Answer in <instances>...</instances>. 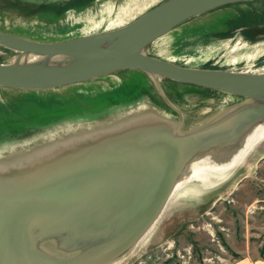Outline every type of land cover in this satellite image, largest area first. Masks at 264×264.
Here are the masks:
<instances>
[{
	"label": "water",
	"instance_id": "95a60500",
	"mask_svg": "<svg viewBox=\"0 0 264 264\" xmlns=\"http://www.w3.org/2000/svg\"><path fill=\"white\" fill-rule=\"evenodd\" d=\"M249 1L256 0H167L127 27L58 42L0 32V46L18 52L0 61L1 87L52 89L136 68L253 100L188 130L158 110H139L45 142L25 158L0 159V264H113L157 223L196 164H237L264 123V74L188 68L145 48L187 19Z\"/></svg>",
	"mask_w": 264,
	"mask_h": 264
},
{
	"label": "rangeland",
	"instance_id": "374dc122",
	"mask_svg": "<svg viewBox=\"0 0 264 264\" xmlns=\"http://www.w3.org/2000/svg\"><path fill=\"white\" fill-rule=\"evenodd\" d=\"M42 1L0 0V32L48 36L49 27L44 25L43 18L51 20L66 14L75 22L82 13L74 10L89 3H96L91 16L100 8L97 13L108 10L113 20L119 14L118 19L125 20L129 14H137L146 7L145 0H44L45 4ZM249 2L233 3L180 24L217 35L216 41L220 37L224 39L222 36L242 39L241 50L263 46L264 42L255 45L251 42L264 39V0ZM121 20L115 22L122 23ZM157 45L164 47L161 42ZM157 45L147 49L159 54ZM16 55L17 52L0 46V61L7 62ZM263 61L264 58H258L253 69ZM117 78L122 82L114 81ZM106 88L114 91L91 100L79 95L85 90L98 92ZM195 88L150 77L137 69H124L82 84L53 89L0 87V159L25 158L27 151L45 142L139 110H158L175 121L178 128L188 130L238 102L217 91ZM243 153L239 158L240 162L244 161L241 164L238 161L215 169L205 163L199 169V179L194 171L190 181L175 192L149 234L115 264H264V137L261 139L255 134ZM47 248L53 251L50 245Z\"/></svg>",
	"mask_w": 264,
	"mask_h": 264
},
{
	"label": "bare ground",
	"instance_id": "6f19581e",
	"mask_svg": "<svg viewBox=\"0 0 264 264\" xmlns=\"http://www.w3.org/2000/svg\"><path fill=\"white\" fill-rule=\"evenodd\" d=\"M101 1H106V0H101ZM116 1L121 2L122 0H120V1L116 0ZM166 1L167 0H145L144 6H146V7L145 8L142 7L143 10H141V12H139L137 14L136 13L129 14L125 18V20H121V18L118 19L121 14H119L118 17H116V20H113L112 19L113 17L112 18L110 17L111 15H109L108 10H105V9L103 11L101 9V12L97 13V11L100 8H98L96 10V12L94 13V15L91 16V14H93V12H91V11H95L94 9H95L96 3H89V4L85 5V7H83V8H79V9L74 10L77 13H82V15L80 16L78 21H75V22H72L71 19H68V16L66 14L64 16L62 15L60 18L51 19V20L43 18V21L46 22V23H44V25L46 27H49V29H47L49 32L48 36L31 37V36L25 35L21 32H19V33L13 32L12 34L20 36V37L36 40V41L58 42V41H64V40H74V39L83 38L86 36L100 34L103 32L104 33L112 32L114 30H118V29L129 26L130 24H132L133 22H135L136 20H138L142 16L146 15L151 10L155 9L160 4H162ZM45 2L46 1H44V4H45ZM232 5L233 4H227V5L218 7L216 9H213L209 12H206L204 14H201L199 16H196V17H200V16L206 15L210 12L216 11L220 8L232 6ZM196 17H192V18H196ZM192 18H190V19H192ZM190 19H187V20H190ZM119 20H121L123 22L122 23L115 22V21H119ZM187 20H185V21H187ZM36 22H38V21H36ZM114 23H117V24H114ZM49 24H55L56 27H51V26H49ZM93 25H95V27ZM96 25L100 26V27L96 28ZM205 31L200 30L199 28L198 29H191V28L189 29V28L182 26L181 24L176 25L175 27L171 28L168 32H165L164 34H162L158 38L154 39L153 42H151L145 48V51L147 50L148 54H151L152 56H156V57H159L163 60L172 62L176 65H182V66L188 67V68L226 70L228 72L234 73L237 76H246V75L260 76V75L264 74V69H263L264 68V61L261 62L259 64V66H257L255 69H253V64L255 63V61L258 60V58H260V59L264 58V45L258 46V47L257 46L251 47L249 50H241V48L239 49V45L243 44L242 39H236V38L234 39L231 36H222L224 39H222L220 37L221 40L216 41V40H214L215 39L214 37H216L217 35H213L211 33H206ZM160 42L164 45V47H162V46L160 47L157 45V43H160ZM249 42H251V41H249ZM258 42H264V39L259 40L257 42H251V44L255 45V44H258ZM155 44L157 45L155 48H157L159 51V54H162V55H159L156 52L153 53L151 50H148L150 47L154 46ZM1 47L5 48L7 50H12L13 52L15 51V50L10 49V48L5 47V46H1ZM15 52H17V51H15ZM17 55H18V52H17ZM66 59H67L66 56H62L59 58L58 61L68 63L67 62L68 60L65 62ZM3 62H5V61H3ZM201 65H205V66L207 65L208 67L202 68ZM215 67H218V68H215ZM221 67H224V68L226 67V68L221 69ZM237 68H242V69H237ZM132 69H136V68H129V70H132ZM137 70H139V69H137ZM140 71H142V70H140ZM142 72L148 74L145 71H142ZM115 73L116 72L111 73V74L113 75ZM111 74H107V75H111ZM104 76H106V75H104ZM149 76L153 77L151 75H149ZM166 79H168V78H166ZM168 80L175 82V83H178V84H181V82H178V81H174L171 79H168ZM114 81H116L117 83L119 81H120L119 83L122 82L121 78H117ZM82 83H84V82H82ZM188 85H190V84H188ZM191 87H196L198 90H204V88H206L208 90H213L212 88H207V87H203L200 85H191ZM109 90H111V91H109ZM113 91H114L113 88L112 89L106 88L104 90L100 89L98 92H96L94 90L93 91L92 90H85V91L80 92L79 95L82 96L85 100H91V99H94V97L99 98V97H102V96L107 95L109 93H112ZM213 91H217L223 96L228 95V97H230L229 99H232L233 101H240L241 100L244 102L246 100V102H244V103H253L252 98H249L248 96H245V95L228 94V93L221 92L219 90H213ZM115 98H117V97H115ZM103 101H106V100L104 99ZM118 101H120V100H117L116 103ZM118 103H120V102H118ZM26 104H27V102H26ZM120 104H118V105H120ZM75 105L77 106V104H75ZM90 106H92V105H90ZM40 111H41V109H40ZM50 116L51 115H49V117ZM262 127H264V123L262 125L255 126L254 129L252 130L250 136L255 133L256 137H259L262 139L264 137V128L262 129ZM237 161H239V160L237 159ZM243 162L244 161H241V162L239 161L238 164L239 163L241 164ZM205 163L208 164L209 166L214 165L213 161L206 160L205 162L202 161V162H200V164H197L195 167H193V171L197 172L198 179L200 177V175L198 174V172L200 171L199 169L202 167V165L205 166L204 165ZM228 164H230V163H228ZM193 174L194 173L190 172V173L185 174L182 177V179L178 182L177 187H176L173 195L175 194V192L178 191V189H180L181 187H184L186 185V183H188L190 181ZM173 195H172V197H173ZM183 204H185V203L183 202ZM150 231H151V229L149 230V232ZM149 232L147 234H149ZM147 234L145 236H147ZM143 238L141 240H143ZM148 239H146V240H148ZM124 260H125V258H124ZM115 263H113V264H115ZM119 264H121V263H119Z\"/></svg>",
	"mask_w": 264,
	"mask_h": 264
},
{
	"label": "trees",
	"instance_id": "16d2710c",
	"mask_svg": "<svg viewBox=\"0 0 264 264\" xmlns=\"http://www.w3.org/2000/svg\"><path fill=\"white\" fill-rule=\"evenodd\" d=\"M89 1H92V0H89ZM250 3V2H249ZM151 99L153 100V101H155L156 99H154V96L152 95V97H151ZM163 102V101H162ZM156 103H159V104H162V105H166V104H164L165 102H163V103H161V101L159 102V101H156ZM158 104V105H159ZM159 106H161V105H159ZM169 108V107H168Z\"/></svg>",
	"mask_w": 264,
	"mask_h": 264
},
{
	"label": "built area",
	"instance_id": "2783aa9c",
	"mask_svg": "<svg viewBox=\"0 0 264 264\" xmlns=\"http://www.w3.org/2000/svg\"><path fill=\"white\" fill-rule=\"evenodd\" d=\"M188 252H190V250H188Z\"/></svg>",
	"mask_w": 264,
	"mask_h": 264
}]
</instances>
